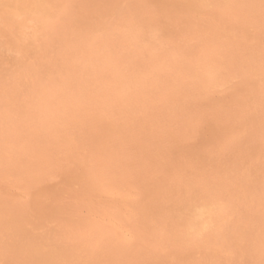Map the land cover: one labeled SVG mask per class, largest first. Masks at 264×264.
I'll use <instances>...</instances> for the list:
<instances>
[{"label":"rangeland","instance_id":"1","mask_svg":"<svg viewBox=\"0 0 264 264\" xmlns=\"http://www.w3.org/2000/svg\"><path fill=\"white\" fill-rule=\"evenodd\" d=\"M0 204L104 264H264V0H0Z\"/></svg>","mask_w":264,"mask_h":264},{"label":"bare ground","instance_id":"2","mask_svg":"<svg viewBox=\"0 0 264 264\" xmlns=\"http://www.w3.org/2000/svg\"><path fill=\"white\" fill-rule=\"evenodd\" d=\"M50 2V1H49ZM90 2V1H89ZM88 2V3H89ZM40 3V2H39ZM48 3V2H47ZM37 4V3H36ZM19 5V4H18ZM90 5L91 4H87V6H86V8H84V9H87V10H89V11H92V10H94V9H92L91 7H90ZM6 7V6H5ZM13 7V6H12ZM37 8V7H36ZM50 8V7H49ZM6 9V8H5ZM15 9V8H14ZM70 9V8H69ZM8 10V9H7ZM10 10H11V7H10ZM49 14V13H48ZM42 15V14H41ZM45 15H46V13H45ZM47 16V15H46ZM85 16H87V15H85ZM41 18V17H40ZM45 18H47V17H45ZM39 19V18H38ZM73 19V18H72ZM88 19V18H87ZM42 20H43V18H42ZM93 20V19H92ZM39 21V20H38ZM45 21V20H44ZM42 24V23H41ZM40 24V25H41ZM57 26V25H56ZM53 27H55V26H53ZM95 37V36H94ZM98 40V39H97ZM86 53V51H84L83 53H82V56L84 57V59H89V58H91V56H92V58H94V62L95 63H92L91 61H89L88 62V64H87V67H86V70H85V72H82V73H79L78 71H77V73L75 74V77H74V81H79V79L81 78V76H82V74L84 75V73H88V72H90V74L91 75H94L95 73L94 72H96V70H98V68L100 67V60H98V58H96L95 57V55H97V54H94V52H89L87 55L85 54ZM113 57V56H112ZM77 65V67H79V65L78 64H76ZM112 67V66H111ZM107 68V67H106ZM113 68V67H112ZM115 68V67H114ZM120 68V67H119ZM38 69V68H37ZM107 69H109V68H107ZM118 69V68H117ZM116 69V70H117ZM76 70V69H75ZM99 70H100V68H99ZM102 70H104V68H102ZM109 70H111L112 71V69H109ZM114 70V69H113ZM98 72V71H97ZM101 72V71H100ZM109 72V71H108ZM113 72V71H112ZM94 73V74H93ZM105 73H107L106 71H105ZM81 74V76H78V75H80ZM100 73H98L97 75H99ZM103 74H104V72H103ZM113 74V73H112ZM115 74V73H114ZM86 75V74H85ZM96 75V74H95ZM108 75V74H107ZM111 75V74H110ZM116 75V74H115ZM90 76V75H89ZM91 77V76H90ZM94 77V76H93ZM98 77H100V76H98ZM105 77V76H104ZM108 77V76H107ZM116 77H119L118 75L116 76ZM83 78H84V76H83ZM86 78V77H85ZM97 78V77H96ZM87 79V78H86ZM112 79V78H111ZM81 80V79H80ZM83 80V79H82ZM89 80H90V78H89ZM93 80V79H92ZM117 80V79H116ZM73 81V82H74ZM87 81V80H86ZM85 81V82H86ZM91 81V80H90ZM97 81H100V79L99 80H97ZM109 82V81H108ZM113 82V81H112ZM78 84H79V86L81 87V85H80V83L82 84L83 82H77ZM99 83V82H98ZM101 83V82H100ZM78 84H75V85H78ZM86 84V83H85ZM105 84V83H104ZM113 84H115V83H113ZM118 84H119V82H118ZM74 84H72V86H73ZM74 85V86H75ZM83 85V84H82ZM89 85V84H88ZM87 84H86V89H87V86H88ZM98 85V84H97ZM106 85V84H105ZM112 85V84H111ZM95 86V85H94ZM78 87V86H77ZM79 87V88H80ZM113 87V86H112ZM76 88V87H75ZM118 88V87H117ZM81 89V88H80ZM84 89V88H83ZM92 89V88H91ZM90 89V90H91ZM100 89V88H99ZM94 90V89H93ZM75 91H77L76 89H75ZM87 91V90H86ZM88 93V92H87ZM94 93H95V90H94ZM92 95V93H90V94H88V96H91ZM97 95H98V93H97ZM101 95V94H100ZM74 96V95H73ZM117 96V95H116ZM85 97H86V95H85ZM94 97H95V95H94ZM118 97V96H117ZM81 99H83V97L81 96L80 97ZM88 99H90V98H88ZM95 99H96V97H95ZM121 100H122V98H120ZM87 100V99H86ZM117 100V99H116ZM83 101V100H82ZM91 101V100H90ZM85 102V101H84ZM116 102V101H115ZM88 109H91V108H89L88 107ZM88 111V110H87ZM91 111V110H90ZM94 111V110H93ZM89 113V112H88ZM84 114V113H83ZM87 114V113H86ZM85 114V115H86ZM90 114H92V113H90ZM84 117V116H83ZM86 117V116H85ZM87 119H89L88 117H87ZM85 120V119H84ZM87 121V120H86ZM84 123V122H83ZM88 124V123H87ZM88 127V126H87ZM89 127H90V125H89ZM91 129V128H90ZM90 129H88V130H90ZM91 132V131H90ZM88 134H89V132H88ZM91 134V133H90ZM89 136V135H88ZM155 137V136H154ZM160 138V137H159ZM89 141H91L90 139H89ZM158 141V140H157ZM160 141V140H159ZM181 141V140H180ZM101 142V141H100ZM107 142H108V140H107ZM106 142V143H107ZM109 142H111L110 140H109ZM103 143V142H102ZM106 143H103V144H106ZM113 143V142H112ZM111 143V144H112ZM89 144V143H88ZM107 145V144H106ZM106 145H104V148H106L105 146ZM116 145V144H115ZM92 146H93V144H92ZM100 146H101V144H100ZM108 146V145H107ZM119 146V145H118ZM95 147V146H94ZM93 147V148H94ZM109 147V146H108ZM112 148L114 147L113 145L111 146ZM88 148V147H87ZM107 149V148H106ZM89 150V149H88ZM98 150H99V148H98ZM101 151H102V149H101ZM106 151V150H105ZM116 151V150H115ZM163 151H164V149H163ZM94 152V151H93ZM108 152L110 153V151L108 150ZM162 152V151H161ZM113 153V152H112ZM90 154H91V152H90ZM93 154V153H92ZM97 154H99V153H97ZM108 154V153H107ZM120 153H118V155H119ZM156 154V153H155ZM163 154V153H162ZM93 155H95V154H93ZM99 155H101V153L99 154ZM106 155V154H105ZM117 155V156H118ZM107 156H110V155H107ZM112 156V155H111ZM96 157H98V156H96ZM106 157V156H105ZM114 157V156H113ZM165 156H163V158H164ZM110 158V157H109ZM118 157H116V159H117ZM158 158V157H157ZM156 158V159H157ZM94 159V158H93ZM114 159V158H113ZM190 159H192L191 157H190ZM103 160V159H102ZM186 160V159H185ZM94 161V160H93ZM104 161V160H103ZM110 161V160H109ZM109 161H107V162H109ZM113 161V160H112ZM115 161V160H114ZM99 162H102V161H99ZM105 162V161H104ZM106 162V163H107ZM98 163V162H97ZM105 163V164H106ZM115 163V162H114ZM103 164V163H102ZM101 164V165H102ZM108 164V163H107ZM109 165H111V164H109ZM113 165V164H112ZM105 166V165H104ZM110 167V166H109ZM99 168V167H98ZM113 168V167H112ZM104 169V168H103ZM102 169V170H103ZM107 169V168H106ZM114 169L116 170V168L114 167ZM154 169V168H153ZM155 169H156V167H155ZM154 169V170H155ZM160 169H162V167L160 168ZM112 170V169H111ZM159 170V169H158ZM110 171V170H109ZM114 171V170H113ZM115 172V171H114ZM160 172V171H159ZM110 173V172H109ZM108 173V174H109ZM113 173V172H112ZM155 173V172H154ZM120 174V173H119ZM160 174V173H159ZM118 176V175H117ZM116 176V177H117ZM121 176V175H120ZM158 176V175H157ZM115 177V178H116ZM110 178V177H109ZM112 178V177H111ZM260 178V177H259ZM249 185V184H248ZM255 186V185H254ZM190 187V186H189ZM199 187V186H198ZM202 187V186H201ZM249 189H251V188H249ZM253 189V188H252ZM184 190V189H183ZM189 190V189H188ZM192 190H193V186H192ZM195 190V189H194ZM204 190V189H203ZM199 191V190H198ZM251 191V190H250ZM253 191V190H252ZM170 193V192H169ZM195 193V192H194ZM199 193H201V191L199 192ZM208 193V192H207ZM251 194H252V192H250ZM184 194H187V193H185L184 192ZM191 194H193V193H191ZM202 194H203V192H202ZM179 195V194H178ZM171 197H172V194L170 195ZM183 196V195H182ZM187 196V195H186ZM193 197L195 196L194 194L192 195ZM250 196V195H249ZM262 196V195H261ZM188 197V196H187ZM196 197H197V194H196ZM189 198V197H188ZM187 198V199H188ZM255 198V197H254ZM176 199H177V197H176ZM181 199H182V197H181ZM191 199V198H190ZM196 199V201H197V198H195ZM256 199V198H255ZM184 200V199H183ZM192 200V199H191ZM262 199H260L258 202L260 203V201H261ZM155 201V200H154ZM182 201V200H181ZM193 201V200H192ZM195 201V200H194ZM193 201V202H194ZM195 201V202H196ZM175 202V201H174ZM178 202V201H177ZM174 203L175 205H176V207H177V216H179V215H181L183 212H185V210H187V207H189L186 203V205H179L178 203ZM262 202H263V200H262ZM161 203V202H160ZM189 203V202H188ZM197 203V202H196ZM255 203H257V202H255ZM256 204V206L258 207V205H260V204ZM146 205H147V203H145ZM184 204V203H183ZM158 206H159V204H157V206L155 207V209L156 208H158ZM213 206V205H212ZM211 206V207H212ZM215 206V205H214ZM225 206V205H224ZM264 206V205H263ZM192 207V206H191ZM190 207V208H191ZM197 207V206H196ZM217 207V206H216ZM215 207V208H216ZM260 208H263V207H260ZM259 208V209H260ZM259 209H258V211H259ZM193 210V209H192ZM196 210H199V209H196ZM255 210V209H254ZM188 211H190L189 209H188ZM195 211V210H194ZM194 211H192V212H194ZM245 211V210H244ZM253 211V210H252ZM256 211V210H255ZM262 211V210H261ZM23 211L19 208V206L18 205H11V204H0V256L1 255H5V259H6V262L5 263H3V264H104L103 262H105V260L108 258V255H107V253H106V256H107V258L105 257V260H103V257H101V256H97V255H94L95 253H96V250H98V249H96V248H94V246H95V243L94 244H91V242H89V240H88V237H86V238H84L82 241H77V240H73V239H71V240H68V242L67 243H65V244H62V245H59L58 247L56 246L57 245V242H54L53 244H51L52 243V239H51V241H47V239L46 238H44V239H42V240H39L38 239V237L35 235V233L32 231V230H30V229H28L25 225H24V222H25V219L27 218V214L26 213H22ZM191 212V211H190ZM260 212V211H259ZM185 214H187V213H185ZM188 215V214H187ZM187 215H186V217H187ZM247 215H249L248 213H247ZM257 215V214H256ZM261 215V214H260ZM182 216V215H181ZM189 216H190V214H189ZM258 216V215H257ZM184 217V216H183ZM186 217L184 218V219H186ZM261 217H262V215L260 216V219H261ZM190 218V217H189ZM248 218V217H247ZM256 218V217H255ZM252 219H253V217H252ZM251 219V220H252ZM258 219V218H257ZM259 219V220H260ZM263 219V218H262ZM176 220V219H175ZM179 220H181V218L179 219ZM245 220V219H244ZM182 222H183V220H181ZM186 221H188L187 219H186ZM189 221H190V219H189ZM179 222V221H178ZM184 222H185V220H184ZM259 222V221H258ZM257 222V223H258ZM180 223V222H179ZM187 223V222H186ZM244 223H246V222H244ZM257 223H256V225H257ZM184 224V223H183ZM193 224V223H192ZM243 224V223H242ZM259 224V223H258ZM261 224V223H260ZM182 225V224H181ZM188 225H190V224H188ZM264 225V224H263ZM263 225H261L262 227L261 228H263ZM179 226V225H178ZM185 226V225H184ZM174 227V226H173ZM177 227V226H176ZM190 227V226H189ZM208 227V226H207ZM237 227V226H236ZM243 228V227H242ZM252 228V227H251ZM250 228V229H251ZM173 229V228H172ZM180 229V228H179ZM185 229V228H184ZM264 229V228H263ZM262 229V230H263ZM176 230V229H175ZM174 229H173V231H175ZM183 230V229H182ZM188 230V229H187ZM191 230H192V228H191ZM190 230V231H191ZM236 230V229H235ZM96 231H98V230H96ZM177 231H178V229H177ZM181 231V230H180ZM189 231V232H190ZM98 232H100V231H98ZM182 232V231H181ZM181 232L179 233V234H181ZM185 232H187L186 231V229H185ZM249 232H250V230H249ZM253 232V231H252ZM263 232V231H262ZM174 233V232H173ZM176 233H178V232H176ZM261 233V232H260ZM182 234H184V232L182 233ZM194 234V233H193ZM192 234V235H193ZM258 235H260V234H258ZM262 235H263V233H262ZM95 236H97V235H95ZM102 236V235H101ZM179 236V235H178ZM182 236H184V235H182ZM257 236V235H256ZM92 237V236H91ZM187 237V236H186ZM262 237V236H261ZM264 237V236H263ZM93 238H95V237H93ZM98 238V237H97ZM182 238V237H181ZM260 238V237H259ZM183 239V238H182ZM186 239V238H185ZM100 240H101V238H100ZM259 240V239H258ZM182 241H184V240H182ZM260 241V240H259ZM262 241V240H261ZM42 242H44V243H46L47 245H48V249L47 248H44V246H43V243ZM252 242V241H251ZM253 243H255V242H253ZM98 244V243H97ZM100 244V243H99ZM98 244V245H99ZM102 244H104V243H102ZM256 244V243H255ZM252 245V244H251ZM250 245V246H251ZM100 247H101V245H99ZM110 246V245H109ZM109 246H106L107 248H108V250H110L109 249ZM249 246V247H250ZM262 246V245H261ZM91 248V247H93L94 248V250H93V248H92V255H91V253L89 254L88 252H86V250H88V248ZM256 247V246H255ZM98 248V247H97ZM103 248V247H102ZM111 248V247H110ZM116 248V247H115ZM106 249V248H105ZM114 249V248H113ZM117 249V248H116ZM250 249V248H249ZM264 249V248H263ZM91 250V249H90ZM113 251V250H112ZM112 251H110V253L112 252ZM115 251V250H114ZM250 251V250H249ZM253 251H255V250H253ZM104 252H105V250H104ZM100 253V252H99ZM98 253V254H99ZM108 253H109V251H108ZM109 253V254H110ZM250 253H251V251H250ZM102 254H103V252H102ZM112 254H113V252H112ZM112 254H111V256H112ZM115 256H117V257H119V259H120V261H122L121 262V264L123 263V262H125V264H130V263H128L127 261H130L129 259V257H127V254L126 255H124L123 253H120L119 251L117 252V251H115ZM104 256V255H103ZM102 259H101V258ZM113 258V257H112ZM115 259V258H114ZM108 261V260H107ZM120 261H118V258H117V262H120ZM110 262V261H109ZM112 262H114L113 261V259H112ZM134 262V261H133ZM108 263V262H107ZM109 264H111V263H109ZM114 264V263H113ZM118 264V263H117ZM135 264H137V263H135Z\"/></svg>","mask_w":264,"mask_h":264}]
</instances>
